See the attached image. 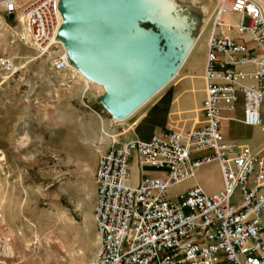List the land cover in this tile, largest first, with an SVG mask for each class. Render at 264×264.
<instances>
[{"label": "built area", "instance_id": "obj_1", "mask_svg": "<svg viewBox=\"0 0 264 264\" xmlns=\"http://www.w3.org/2000/svg\"><path fill=\"white\" fill-rule=\"evenodd\" d=\"M59 2L0 0V15L22 16L32 45L49 55L61 45ZM209 23L202 125L122 144L113 136L99 157L94 215L100 246L90 264H264V157L227 142L222 131L223 113L236 110L240 98L242 122L263 124L264 0H216ZM73 66L68 53L53 59L56 72ZM0 72L16 74L14 58L0 56ZM134 157L141 170L131 184ZM213 162L223 179L220 191L196 185L169 196L171 187ZM144 167L166 175L152 177Z\"/></svg>", "mask_w": 264, "mask_h": 264}, {"label": "rangeland", "instance_id": "obj_2", "mask_svg": "<svg viewBox=\"0 0 264 264\" xmlns=\"http://www.w3.org/2000/svg\"><path fill=\"white\" fill-rule=\"evenodd\" d=\"M154 1L161 19L181 25L186 51L200 49L216 0ZM22 30L0 17V56L18 67L9 78L0 72V264H90L100 246L98 160L122 121L109 125L103 87L54 70L63 45L42 55Z\"/></svg>", "mask_w": 264, "mask_h": 264}, {"label": "water", "instance_id": "obj_3", "mask_svg": "<svg viewBox=\"0 0 264 264\" xmlns=\"http://www.w3.org/2000/svg\"><path fill=\"white\" fill-rule=\"evenodd\" d=\"M161 7L154 0L59 2L58 37L73 65L105 87L102 104L117 120L169 83L185 61L181 25L161 19Z\"/></svg>", "mask_w": 264, "mask_h": 264}, {"label": "crops", "instance_id": "obj_4", "mask_svg": "<svg viewBox=\"0 0 264 264\" xmlns=\"http://www.w3.org/2000/svg\"><path fill=\"white\" fill-rule=\"evenodd\" d=\"M0 17L6 20L5 16L0 15ZM208 36L209 30L203 38L202 47L197 50L192 49L169 83L128 118L122 120V130L117 136L119 144L132 138L149 140L155 134H163L174 128L191 130L202 125L203 114L200 109L205 97L203 74L207 59ZM242 109L243 100L240 98L236 104V110L223 113L224 138L227 142L249 145L264 157V101L260 108L262 126L244 124L241 120ZM109 125L115 127L116 122L110 118ZM127 136L129 138L122 140ZM140 170L138 159L132 158L131 173L135 179L131 180V184L138 182ZM143 170L152 177L166 175L162 169L144 167ZM196 185L202 186L210 194L220 191L223 187V179L219 164L213 162L200 168L195 178L176 186L180 187L182 193ZM262 219L264 222V211Z\"/></svg>", "mask_w": 264, "mask_h": 264}, {"label": "bare ground", "instance_id": "obj_5", "mask_svg": "<svg viewBox=\"0 0 264 264\" xmlns=\"http://www.w3.org/2000/svg\"><path fill=\"white\" fill-rule=\"evenodd\" d=\"M18 22L22 25V27H23V30H22V32H23V37L25 38V39H27L30 43H31V41L29 40V35H30V32H29V29H28V27H27V25L24 23V21H23V17L22 16H19L18 17ZM165 27H167V28H165V29H169L170 30V26H168V25H166L165 24ZM168 30V31H169ZM32 44V43H31ZM61 45H63L64 46V43L61 41ZM60 45V46H61ZM182 46V45H181ZM183 47V46H182ZM192 48V47H191ZM183 50H184V52H185V59H186V57H187V55L191 52V50L192 49H189L188 51H186V47H183L182 48ZM64 50L66 51H64V52H62V53H67V50H66V48H65V46H64ZM71 70H73V72L75 73H77L79 76H81V78H84V80L86 81V82H90V83H93V84H96V85H98V86H100V87H103V89H104V91H105V87L103 86V85H101V84H98V83H96V82H94L93 80H91V79H89L87 76H85L77 67H75V66H73V67H71V69H68V70H66V71H63V72H68V71H71ZM76 75V74H75ZM112 119L114 120V122H118V121H122V120H117V119H115V118H113L112 117ZM103 133L105 134V135H108L107 134V132L106 131H103Z\"/></svg>", "mask_w": 264, "mask_h": 264}]
</instances>
